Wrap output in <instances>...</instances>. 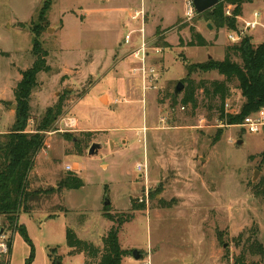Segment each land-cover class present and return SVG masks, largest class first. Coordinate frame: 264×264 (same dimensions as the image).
Returning a JSON list of instances; mask_svg holds the SVG:
<instances>
[{
	"label": "rangeland",
	"instance_id": "rangeland-1",
	"mask_svg": "<svg viewBox=\"0 0 264 264\" xmlns=\"http://www.w3.org/2000/svg\"><path fill=\"white\" fill-rule=\"evenodd\" d=\"M141 1L53 0L49 9L50 23L39 40L49 52L53 69L38 74L27 130L37 129L47 108L55 105L64 92L62 116L75 115L79 126L68 133L55 132L58 124L48 130L50 147H44L37 156L28 190L58 188L69 172L67 165L77 167L73 172L82 177L84 186L50 196L41 193L30 203L31 214L23 213L25 227L37 245L39 263L50 245L64 264H83L81 256L71 258V252L66 253L71 250L66 241L67 228L74 229L82 239L100 243L109 223L110 227L114 224L104 216L107 199L111 212L134 214L122 225L121 243L140 250L142 255L151 249L153 264H237L248 238L256 235L264 244V197L254 189L264 179V129L250 133L242 126L223 124L217 107L209 109V99L202 89L197 91L196 109L179 103L185 84L175 105L168 97L178 82L184 83L188 65L205 61L208 53L217 60L225 58V47L232 44L225 35L229 29L222 28V42L217 44L219 33L211 22H195L196 14L186 16L185 0H144L149 46L163 48L160 56L152 54L149 59L157 71L151 87L132 71L138 62L121 59L114 45L116 38L127 34L118 25L122 12L117 7L132 8ZM259 2L247 4V8L250 12L259 10L264 23V0ZM43 3L0 0V93H8L10 84L19 79L17 69L33 65L35 36L29 28L38 25V10ZM97 6L105 11L94 10ZM90 9L94 12L87 16ZM14 19L26 21L24 28L12 22ZM62 22L64 29L57 31ZM193 24L210 38L209 45H188ZM255 31L264 33V26ZM161 37L172 46L164 47ZM113 45L116 53L101 56L96 70L87 66L91 61L89 51L103 47L110 51ZM191 77L197 83L224 79L217 71L201 70ZM243 102L233 82L225 107L237 113ZM16 109L17 104L11 107L14 113ZM11 128L10 117L0 118L1 130L8 132ZM65 134H70V140ZM77 142L82 153L76 149ZM95 142L103 147L90 155ZM141 161L148 166L143 177L136 170ZM147 190L145 208L131 211L132 200L138 204L137 198ZM19 240L12 264H23L25 255H29V245L23 238ZM2 258L0 255V261ZM246 258L260 260L249 254ZM124 264L141 261L132 257Z\"/></svg>",
	"mask_w": 264,
	"mask_h": 264
},
{
	"label": "trees",
	"instance_id": "trees-1",
	"mask_svg": "<svg viewBox=\"0 0 264 264\" xmlns=\"http://www.w3.org/2000/svg\"><path fill=\"white\" fill-rule=\"evenodd\" d=\"M256 0H221L214 8L202 13H196L195 22L204 19L211 22L217 31L222 28L235 30L237 28V17L243 14L245 4L253 3ZM53 0H44L43 5L38 10L37 26L30 27L29 31L35 36L33 54L35 60L33 65L20 70L21 79L14 88L15 103L17 109L15 121L10 131L0 133V216L3 218V226L10 232L9 245L11 252V234L19 231L31 247L30 257L26 264H30L35 256V246L28 235L25 226L18 224V216L21 212L30 213L32 201H35L39 194L44 193L50 196L61 192L64 189H79L84 186V181L76 172L69 171L58 183V188L51 186L47 189L28 190L29 175L34 167L35 160L43 149L46 142V132L55 125L57 119L63 114L64 94L59 97L58 102L47 108L37 129L28 131L31 119V95L38 86V74L40 72H51L52 67L48 62L49 52L40 43L42 32L49 26L50 20L48 12ZM228 5L233 6L232 15L226 14ZM24 28V23H20ZM191 40L189 46H207L210 41L195 28L190 27ZM163 41L164 47L172 46L169 42ZM184 39L180 38L183 45ZM196 70L203 72L217 71L224 76L223 80H201L196 82L191 77V73ZM188 76L183 80L185 92L181 103L184 107L196 109L198 107V89H202L206 98L209 99V109L217 107L219 119L225 125H238L243 122L245 117L257 112L264 107V41L256 44L252 36H245L240 42L232 43L225 47V58L223 60L208 59L202 63L188 65ZM235 82L236 88L240 90L244 102L239 112L233 109H226V101L231 97V84ZM173 101V105L178 102V95L174 92L168 94ZM214 102L217 104L215 105ZM4 105L12 102L2 101ZM68 133V132H67ZM86 135L91 132H84ZM70 134H65V139L70 140ZM76 149L82 153L81 144L76 143ZM264 156V152L262 154ZM262 186V188H261ZM261 188V189H259ZM254 189L258 195L264 197V179H262ZM145 203L135 204L132 200L131 211L145 208ZM104 216L114 224L109 228L107 234L103 236V246L100 247L92 241L82 239L76 231L67 228L66 241L71 254L85 255V264H123L128 256H132L131 249H125L120 242V231L122 225L131 221L134 217L132 212H111V206H105ZM142 253V252H141ZM57 250L50 249V255L54 258V263L60 260L57 257ZM259 256L260 260L248 261L246 255ZM9 255H3L0 264H9ZM237 264H263L264 263V244L256 235L248 238V243L242 253L236 259Z\"/></svg>",
	"mask_w": 264,
	"mask_h": 264
},
{
	"label": "built area",
	"instance_id": "built-area-1",
	"mask_svg": "<svg viewBox=\"0 0 264 264\" xmlns=\"http://www.w3.org/2000/svg\"><path fill=\"white\" fill-rule=\"evenodd\" d=\"M186 3V16L192 18L194 14H196V9L194 6L193 0H185ZM233 6L228 5L226 8V14L232 15ZM146 4L145 1L142 0L138 6L132 7L129 11V18L132 22L137 23V27L129 30V32L124 36L123 44L129 46L131 50V54L134 60L138 62V65L132 68L134 73H137L141 76L143 82L146 84L147 82L150 83L151 79L156 76L157 71L156 68L150 65L149 59L152 54H156L160 56L163 52V48L161 47H154L150 48L149 42L147 39L146 34ZM261 12L255 11L253 16L250 20L245 21V25L242 29L235 31L231 30L228 33V39L231 43H236L242 40L243 36L252 31L259 26H264L260 20ZM134 33H138V38H134ZM151 87L153 86L150 83ZM154 87V86H153ZM58 124L57 131L60 133L71 132L78 129L79 120L75 115H67V116H60L56 123ZM239 127H243L250 133L258 132L261 129H264V107L260 108L257 112L252 113L245 117L241 124L235 125ZM50 133L49 131L46 132V135ZM48 138V137H47ZM46 138V142L44 147H49L48 141ZM43 147V148H44ZM66 169L69 171H73L71 165H67ZM148 166L146 161H141L136 164V170L140 176L146 175ZM138 202L140 203H147L148 202V190L140 196ZM10 232L6 231L3 226V218L0 216V255H8L10 250L9 239H10ZM143 259L141 260V264H153L152 262V251L151 249L148 250L146 254L143 255Z\"/></svg>",
	"mask_w": 264,
	"mask_h": 264
},
{
	"label": "crops",
	"instance_id": "crops-1",
	"mask_svg": "<svg viewBox=\"0 0 264 264\" xmlns=\"http://www.w3.org/2000/svg\"><path fill=\"white\" fill-rule=\"evenodd\" d=\"M259 1H261V0H256L255 2H259ZM255 2H253V3H255ZM259 3H261V2H259ZM251 4V3H250ZM138 6V5H137ZM264 6V5H263ZM94 10H101V9H103L104 11H105V8L104 7H99V6H97V8H93ZM117 9H118V11L119 12H122V14L118 17L119 19H118V25L120 26V28L122 29V30H126L127 31V33L129 32V30H131V29H133L134 28V26H132L131 25V23L130 22H132L130 19H129V9H131L130 7L129 8H127V7H117ZM255 11H259V10H254V11H252V12H250L249 11V9L247 8V4H245L244 5V7H243V14L242 15H240V16H238L237 17V28L235 29V31H238V30H240V29H242L243 27H244V25H245V21H248V20H250L251 18H252V16H253V13L255 12ZM94 11L92 10V9H90V10H88L86 13H87V16L88 15H90L91 13H93ZM127 14V15H126ZM260 20H261V22H262V24L264 25V23H263V21H262V13H261V18H260ZM120 21V22H119ZM12 22H16V23H25L26 21H20L19 19H17V20H12ZM18 26V25H17ZM19 28H20V26H18ZM135 27H137V26H135ZM260 27V26H259ZM57 31L58 30H63L64 29V22H62V24L59 26V29L58 28H55ZM257 29V28H256ZM256 29H254V30H252V31H249L248 33H250V34H245L244 36H243V38L246 36V35H250V36H252V38H253V41L256 43V44H259V43H261V42H263L264 41V33H260V32H257V31H255ZM24 30V29H23ZM124 30V31H125ZM231 30H228L226 33L227 34H225L226 36H227V38H228V33L230 32ZM222 32H225L224 31V29H220L219 31H218V33H219V39H218V41H217V44L219 43V42H222L221 41V39H222ZM202 33V32H201ZM204 35V34H203ZM124 36L125 35H120L118 38H116V40H115V43H114V45L116 44V46L118 47V50H119V52L121 53V59L123 58V59H125V60H127V61H131V60H134L133 59V57H132V54H131V48L129 47V46H126L125 44H123V39H124ZM138 34H134V38L135 39H137L138 38ZM205 37H206V35H204ZM242 38V39H243ZM206 39H208V41H210V38L209 37H207ZM229 40V39H228ZM255 40H259V41H255ZM240 42V41H239ZM236 43H238V42H236ZM221 44V43H220ZM113 45V49H111L110 51L109 50H106V48L105 47H103V49L102 48H98V49H95V48H93L91 51H89V53H88V56H90V58H91V61L88 63V67L91 69V68H93V69H97L98 68V65H97V61H98V59L101 57V56H106V55H108V54H114V53H116V50H115V46ZM105 48V49H104ZM207 56V59L205 60V61H207L208 59H211V58H213V59H215V57H214V55L212 54V53H208V55H206ZM215 60H217V59H215ZM134 61H136V60H134ZM205 61H202V62H205ZM122 62V61H121ZM202 62H199V63H202ZM137 66V65H136ZM52 67V66H51ZM53 69V68H52ZM20 70H23V69H17V71H18V73H19V79L16 81V82H14V83H12V85L10 84V90H9V92L8 93H0V118H2L3 116H8V117H10L11 118V120H12V125H13V123H14V121H15V113L13 112V111H11V107H12V104H14L15 103V96H14V88L16 87V84L19 82V80L21 79V74H20ZM63 73H67L66 72V67H64V69H63ZM58 78H59V76H58ZM14 81V80H13ZM2 101H8V102H12V103H10L8 106H9V110H6L5 109V107H4V103H2ZM6 131L5 130H1L0 129V133H5ZM49 147H50V144H49ZM41 152V151H40ZM40 154V153H39ZM48 155V152L47 153H45V156H47ZM39 156V155H38ZM72 169H73V171L75 170H78L77 169V167H74V166H72ZM23 213H26V212H21L20 214H19V216H18V224L20 225V226H26L27 228H28V225H27V223L25 222V221H23L22 220V216H23ZM29 214H31V213H29ZM56 217H60V215H56ZM56 217H54V218H56ZM109 227L108 228H110V223H109V225H108ZM29 231V229H27V232ZM121 232V231H120ZM28 235H29V237L31 238V240H32V237H31V235H30V233L28 232ZM120 237V236H119ZM20 238H23L24 239V237H23V235L19 232V231H15L14 233H13V237H12V248H11V252H10V254H9V264H12V261H13V259H14V257H15V255H16V253H15V251H16V245H17V243H20ZM102 240V239H101ZM24 241L27 243V241L24 239ZM33 241V244H34V246H35V256H34V258H33V260L31 261V263L30 264H56V263H54V258L50 255V249H51V247H50V245H47L46 246V254H45V257L43 258V260L41 259V263H39L38 262V256H37V245L35 244V242H34V240H32ZM101 242L102 241H100V243L98 242V243H96V244H101ZM120 242H121V240H120ZM28 244V243H27ZM29 245V244H28ZM121 245H122V247L123 248H125V249H130L131 247L129 246V245H123L122 243H121ZM29 247H30V245H29ZM71 249V248H70ZM70 251L71 250H69V251H66V253H70ZM28 253H29V255H25V259H24V263L23 264H26V260L30 257V254H31V247H30V251H28ZM74 256H81V262L83 263V264H85V255L83 254V253H80V255L79 254H70V256L69 257H71V258H73ZM133 256H128L127 258H125L124 259V261H123V264L126 262V260H128V259H130V258H132ZM142 260V259H141ZM140 260V261H141ZM64 264V259H62V260H59L58 261V264Z\"/></svg>",
	"mask_w": 264,
	"mask_h": 264
},
{
	"label": "water",
	"instance_id": "water-1",
	"mask_svg": "<svg viewBox=\"0 0 264 264\" xmlns=\"http://www.w3.org/2000/svg\"><path fill=\"white\" fill-rule=\"evenodd\" d=\"M221 0H193L194 2V6H195V9H196V12L197 13H202V12H205L211 8H214ZM184 89V83L183 82H178V84L176 85L175 87V90H174V93L176 95H178L182 90ZM16 104H12V106H15ZM242 140H240L239 143H241ZM103 147V144L102 143H93L89 149V154L90 155H96L97 153H99L100 149ZM257 175V172L255 174V177ZM254 177V178H255ZM111 202L110 200H106L105 202V205H110ZM132 256L133 258H135L136 260H141L143 259V255L141 254V251L138 250V249H134L132 251Z\"/></svg>",
	"mask_w": 264,
	"mask_h": 264
}]
</instances>
